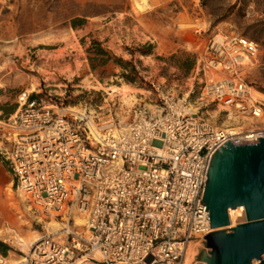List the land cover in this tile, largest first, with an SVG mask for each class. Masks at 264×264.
Wrapping results in <instances>:
<instances>
[{
	"label": "built area",
	"instance_id": "obj_1",
	"mask_svg": "<svg viewBox=\"0 0 264 264\" xmlns=\"http://www.w3.org/2000/svg\"><path fill=\"white\" fill-rule=\"evenodd\" d=\"M207 42L196 64L208 76L201 98L229 118H263L246 74L260 44L221 31ZM17 102L1 152L13 185L49 229L19 259L0 253V264H183L190 244L213 231L203 202L212 155L228 140L264 137V126L218 127L164 92L159 113L139 107L119 124L29 90Z\"/></svg>",
	"mask_w": 264,
	"mask_h": 264
},
{
	"label": "rangeland",
	"instance_id": "obj_2",
	"mask_svg": "<svg viewBox=\"0 0 264 264\" xmlns=\"http://www.w3.org/2000/svg\"><path fill=\"white\" fill-rule=\"evenodd\" d=\"M136 1L0 0V241L9 246L11 260L21 258L28 244L49 229L13 185L2 158L8 146L6 124L18 109L20 92L29 90L60 108H87L99 122L117 124L130 122L139 107L159 113L164 92L185 99L191 112L218 127L264 126V117L254 123L229 118L224 107L202 99L208 76L196 69L216 32L243 34L260 44L258 59L246 74L253 96L254 91L264 94V0H146L148 8L142 11ZM75 19L81 20L76 27ZM93 39L133 61L145 81L115 77L120 68L113 63L101 78L86 52ZM149 44L153 53L143 55ZM193 243L196 255L190 264H205L196 257L206 249V240Z\"/></svg>",
	"mask_w": 264,
	"mask_h": 264
},
{
	"label": "water",
	"instance_id": "obj_3",
	"mask_svg": "<svg viewBox=\"0 0 264 264\" xmlns=\"http://www.w3.org/2000/svg\"><path fill=\"white\" fill-rule=\"evenodd\" d=\"M212 156L203 202L213 231L204 236L206 249L196 259L264 264V137L245 145L228 140ZM241 206L246 221L231 226L230 209Z\"/></svg>",
	"mask_w": 264,
	"mask_h": 264
},
{
	"label": "trees",
	"instance_id": "obj_4",
	"mask_svg": "<svg viewBox=\"0 0 264 264\" xmlns=\"http://www.w3.org/2000/svg\"><path fill=\"white\" fill-rule=\"evenodd\" d=\"M79 19L72 21L73 26L79 25ZM85 41L83 40V44ZM154 50V45L149 44L142 54H152ZM88 54V59L90 66L94 72H99V76L102 78L105 73V67L113 63L115 66L120 68L119 72H114L113 75L117 78L123 79L126 82L137 83L138 81L144 82L143 77L139 75L140 71L137 69L136 65L131 60H125L122 57L116 56L110 49L104 46L103 42L97 39H93L91 44L86 48ZM176 55L174 54L173 57ZM4 162L8 165V162L4 157H2ZM9 167V165H8ZM9 246L4 242L0 241V253L7 255Z\"/></svg>",
	"mask_w": 264,
	"mask_h": 264
},
{
	"label": "bare ground",
	"instance_id": "obj_5",
	"mask_svg": "<svg viewBox=\"0 0 264 264\" xmlns=\"http://www.w3.org/2000/svg\"><path fill=\"white\" fill-rule=\"evenodd\" d=\"M136 1V0H135ZM147 1L146 0H137L136 1V5L138 7V9H140L141 11L148 8L147 7ZM147 11V10H146ZM130 96L129 98H132L134 95H128ZM254 96L258 99V98H264V94H262L261 92L258 91H254ZM127 98V97H126ZM129 101V100H128ZM236 121V120H235ZM251 123V122H250ZM227 125V124H226ZM12 191V189H11ZM245 211V208L243 206L238 207L236 209L231 208L230 209V215L233 221V224H235L238 220L237 217L242 215L243 216V212ZM235 212V213H234ZM79 222H81L80 220H78ZM55 225V224H54ZM3 232V231H2ZM38 239H40V237H35L34 241H37ZM18 242L19 243H27V241H25L23 238H18ZM33 242L29 243L28 246H30ZM195 247L196 245L192 242L186 252V257L184 260L183 264H190L191 262H193L194 258H195ZM205 263V262H204ZM206 264V263H205Z\"/></svg>",
	"mask_w": 264,
	"mask_h": 264
}]
</instances>
